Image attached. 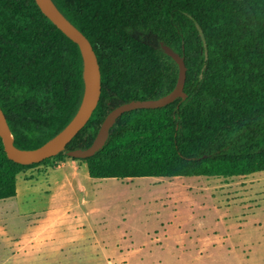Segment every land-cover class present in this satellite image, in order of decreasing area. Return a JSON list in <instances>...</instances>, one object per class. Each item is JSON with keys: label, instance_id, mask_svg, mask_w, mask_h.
<instances>
[{"label": "trees", "instance_id": "trees-1", "mask_svg": "<svg viewBox=\"0 0 264 264\" xmlns=\"http://www.w3.org/2000/svg\"><path fill=\"white\" fill-rule=\"evenodd\" d=\"M90 40L100 102L68 150L90 147L107 115L175 88L185 58L186 99L123 114L103 151L65 152L32 165L10 160L0 137V201L18 176L67 159L92 179L242 177L264 171V0H53ZM87 88L78 44L36 0H0V107L21 149H36L76 115ZM56 168V167H55Z\"/></svg>", "mask_w": 264, "mask_h": 264}, {"label": "rangeland", "instance_id": "rangeland-1", "mask_svg": "<svg viewBox=\"0 0 264 264\" xmlns=\"http://www.w3.org/2000/svg\"><path fill=\"white\" fill-rule=\"evenodd\" d=\"M63 166L24 171L0 201V264H264V171L119 180L84 165L59 189Z\"/></svg>", "mask_w": 264, "mask_h": 264}, {"label": "water", "instance_id": "water-1", "mask_svg": "<svg viewBox=\"0 0 264 264\" xmlns=\"http://www.w3.org/2000/svg\"><path fill=\"white\" fill-rule=\"evenodd\" d=\"M36 2L43 14L66 36L78 44L84 61L87 88L81 105L70 123L56 136L36 149H21L15 145V139L6 115L0 107V137L10 160L21 165H32L53 158L62 152L73 159L93 157L104 150L110 138L112 126L123 114L139 109L162 108L175 103L179 99L187 98L185 86L188 68L185 58L170 45L163 43V50L179 65V77L173 91L159 99L132 100L114 108L105 118L97 137L90 147L68 150V144L87 125L100 102L102 94L101 66L90 40L63 14L53 0H36Z\"/></svg>", "mask_w": 264, "mask_h": 264}, {"label": "crops", "instance_id": "crops-1", "mask_svg": "<svg viewBox=\"0 0 264 264\" xmlns=\"http://www.w3.org/2000/svg\"><path fill=\"white\" fill-rule=\"evenodd\" d=\"M79 162L81 163V161H78V160L67 159L66 161H64V166L58 168L59 170H64V168H66L67 166H69L71 168V170H72V173H69L67 171H63L64 172V175L63 176L61 175L62 176L61 180L60 181H57L55 183V185H57L59 189H61L63 187L64 188L67 187L69 189L70 188H73L74 189V187H77L76 184H75V182L73 181V179L75 180V178L79 177V175H80L79 174L80 169L82 167H84V165H87V164H85L83 162H82V164H79ZM77 164H79V167L77 166ZM88 173H89V171H88ZM86 174H87V172H86ZM89 177H90V175H89ZM61 183H64V184H61ZM59 185H60V187H59ZM73 224H74V222H73ZM77 230L79 231L80 229L77 228Z\"/></svg>", "mask_w": 264, "mask_h": 264}, {"label": "bare ground", "instance_id": "bare-ground-1", "mask_svg": "<svg viewBox=\"0 0 264 264\" xmlns=\"http://www.w3.org/2000/svg\"><path fill=\"white\" fill-rule=\"evenodd\" d=\"M89 78V77H88Z\"/></svg>", "mask_w": 264, "mask_h": 264}]
</instances>
